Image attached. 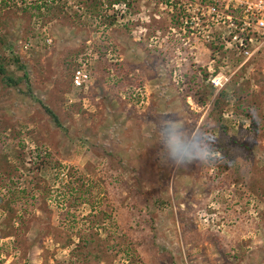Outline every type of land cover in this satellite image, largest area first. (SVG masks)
<instances>
[{
    "label": "rangeland",
    "instance_id": "rangeland-1",
    "mask_svg": "<svg viewBox=\"0 0 264 264\" xmlns=\"http://www.w3.org/2000/svg\"><path fill=\"white\" fill-rule=\"evenodd\" d=\"M100 1L0 0V53L31 89L0 81V264H264V46L238 59L206 38L213 26L184 27L192 0ZM82 65L90 81L74 89ZM222 90L228 129L207 130ZM206 140L220 156L201 162Z\"/></svg>",
    "mask_w": 264,
    "mask_h": 264
},
{
    "label": "built area",
    "instance_id": "built-area-1",
    "mask_svg": "<svg viewBox=\"0 0 264 264\" xmlns=\"http://www.w3.org/2000/svg\"><path fill=\"white\" fill-rule=\"evenodd\" d=\"M182 9L180 21L184 27L213 26L206 38L219 42L231 56L249 59L264 46V0H192L183 3ZM90 76L84 65L77 67L71 77L72 87L83 89Z\"/></svg>",
    "mask_w": 264,
    "mask_h": 264
},
{
    "label": "trees",
    "instance_id": "trees-1",
    "mask_svg": "<svg viewBox=\"0 0 264 264\" xmlns=\"http://www.w3.org/2000/svg\"><path fill=\"white\" fill-rule=\"evenodd\" d=\"M54 1L55 0H51V2H54ZM91 1L92 2L90 3V7L92 8V11L96 12L97 10H99L97 6L100 5V2L101 1L100 0H91ZM127 1L128 0H114V3H116V4H119V3H127ZM164 2L167 3L168 0H165ZM45 6H46V4H45ZM50 8H51L50 6H47V10H49ZM36 9L37 10H40L41 7L40 6H37ZM111 16L114 17V15H111ZM112 23L113 22L111 21L110 24H112ZM232 57H235V58H238V59L241 58V57H237V56H232ZM11 60H12V62L14 64L17 65V68L19 70H22L23 71V78H18V79L15 80L14 78H12L9 75V73L6 70V66L8 64V60L0 53V81L5 85V87L7 89H9L11 87H18L19 86V83L23 79V80H25V83L27 85V90L28 91L26 92V94L29 93L31 89L29 88V79L27 78V72H25V65H24V63L18 57H15V58H13ZM71 77H72V75H71ZM193 77L196 80H193L192 79V81H190V83L188 82V84H190V90L191 89H194L195 87L196 88L199 87V89H202V91L204 93L203 98H199V99H195V100H196V103L197 104H199L201 106H205L206 105V102L208 100V97H209L208 88L206 86H204V83H203L205 77L202 78V81L201 82L199 81V78L197 77L196 73L193 74ZM186 78H189V75H186ZM226 99H227V93H226L225 90H222V91L219 92L217 98L212 102V104L210 106V109L207 112L206 120H205L204 125H203V126L206 127L207 130H208V127L211 126V125L213 127L218 126L222 130H227L228 129L227 127H225L221 123V114H222V110H223L222 107L224 106V102L226 101ZM43 108H44L45 114L54 122V124L57 127H60V123H59V120H58L57 116L48 107H44L43 106ZM228 142H229L228 140H224L223 142L220 140V142H217V143H214V141H213V143H212L213 151H218V152L223 151V150L224 151H227L226 148H224L223 146L226 145V144H228ZM208 144H209V142H208ZM20 147L23 149L24 148V145L20 144ZM179 152H180V150H179ZM179 152H177V156H178V153ZM20 154H17V155H20ZM38 155L39 156H42L40 154H38ZM108 155H109V153H108ZM109 156L111 157V154ZM164 156H167V153ZM168 157H170V156H168ZM17 159H19V156H17ZM170 160H172V157L170 158ZM11 167H13L12 168L13 171L20 170V168H18L16 166L14 167L13 165H11ZM38 167H37V169L40 170V168H38ZM17 177L18 176H16L15 180L18 179ZM36 178H37V182H39L41 180L38 175H37ZM8 187L11 188L9 185H8ZM90 189H93V188L90 186V188H88V189L86 188V190L85 189L83 190L82 187H79L78 189H76L77 190L76 192H80V195L77 197V199H78L79 202L88 203V204L92 205V202L90 200L91 197H84L85 195H81V193H85L86 194L88 192V190H90ZM99 189L100 188H98L96 191H90V194L94 193L95 195L96 194L98 195L100 193L99 192ZM12 190H13V188H12ZM12 190L9 191V192H11L9 194H13L15 192V191H12ZM74 191L75 190L72 189L69 192L70 195H72L74 193ZM45 195H46V193H45ZM103 216L105 218H107V217L108 218H111V217H109L111 215H107L106 212L105 213L103 212ZM70 220H71V217H70ZM73 220L76 222V219L75 218H73ZM71 225H73V223H71L70 226ZM188 227H189V224L186 221V226L184 228V231L189 230L190 228H188ZM108 231L112 235V237H114L113 232L111 230H108ZM214 240H217V238L216 239L214 238ZM131 243H130V237L129 236L127 237V235L125 233H123V232H118L117 233V244L120 246L119 249L122 250L124 259L125 260H128V261H131V258H132V260L134 262V260H135L136 257H134L135 255L132 254L131 251H130V248L129 247H130V244ZM134 244H137V242L134 241ZM92 247L98 248V244H96V241H95V239L93 237H91V239H90L89 242H87V243L84 244L83 248H85L84 250H86V251L85 252H82L81 251V253H83L82 256H87L88 257V255L86 254V252L88 253L87 250L91 249ZM101 253L102 252H100L99 254H92L93 260H95L96 262H99L102 259V257H103V256H101Z\"/></svg>",
    "mask_w": 264,
    "mask_h": 264
},
{
    "label": "clouds",
    "instance_id": "clouds-1",
    "mask_svg": "<svg viewBox=\"0 0 264 264\" xmlns=\"http://www.w3.org/2000/svg\"><path fill=\"white\" fill-rule=\"evenodd\" d=\"M208 135H209V133L206 131L205 132V136L207 137ZM203 142L205 144L204 157L203 158L197 157V159L200 160L201 162H203V159L208 158L209 156L211 158L215 159V160L218 159L219 156H220V153L212 152L211 149H209L207 147V144H208V141L207 140L206 141H203ZM172 159L174 160L176 166H182L183 162L176 159V154L175 153H172Z\"/></svg>",
    "mask_w": 264,
    "mask_h": 264
}]
</instances>
